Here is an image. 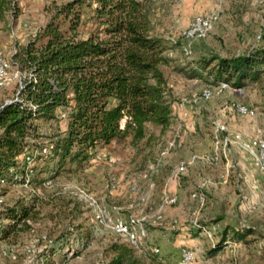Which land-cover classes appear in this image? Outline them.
I'll return each mask as SVG.
<instances>
[{
	"label": "rangeland",
	"instance_id": "obj_1",
	"mask_svg": "<svg viewBox=\"0 0 264 264\" xmlns=\"http://www.w3.org/2000/svg\"><path fill=\"white\" fill-rule=\"evenodd\" d=\"M65 1L22 0V12L14 21L10 17L0 21V64L5 66V75L0 77V103L14 94L23 76L12 63L13 54L46 23L53 3ZM140 1L151 8L154 32L172 46L166 51L171 61L163 68L175 98L176 123L163 131L147 123L146 138L137 146H131L127 139L97 146L82 169L73 167L56 174L54 161L47 159L36 161L35 174L30 177L36 153L23 156L25 181L0 183V210L33 203L30 227L0 240V264H105L111 257L108 246L123 237L115 228L98 225L95 208L80 198L82 192L104 207L116 224L122 221L136 231L143 225L146 234L148 228L157 230L159 238L153 241L157 246L150 245L159 249L158 258L164 264H174L182 246L195 252L193 264H264V163L256 161L252 148L256 139L264 140V79L241 88L217 86L188 78L181 69L200 57L239 55L264 46V0ZM199 23L206 28L189 36ZM206 92L211 93L209 98ZM247 105L253 115L239 112ZM64 112L58 109L57 121H38L40 140L63 129ZM200 156L208 164L197 163ZM155 158H162L163 175L177 163L193 158L192 168L186 169V164L180 167L181 173H186L175 184L179 196L170 193L163 175L151 179L153 186L142 179L153 167L154 177L159 163H154ZM137 192L146 194L139 196ZM202 192L204 195L196 200L194 195ZM164 194L177 198H165L160 212ZM76 198L82 203H78L79 219L66 215L73 206L69 202H77ZM200 222L209 227L201 229ZM82 223L84 229L89 227L87 233L78 228ZM226 224L235 228L256 226L262 235L248 238V244L228 243L209 257L208 251L220 241ZM194 228L202 233H195ZM45 239L57 246L65 241L66 245L61 252L51 254ZM3 249L9 257L3 256ZM135 253L142 264L157 263L144 258L149 250L142 248Z\"/></svg>",
	"mask_w": 264,
	"mask_h": 264
},
{
	"label": "trees",
	"instance_id": "obj_2",
	"mask_svg": "<svg viewBox=\"0 0 264 264\" xmlns=\"http://www.w3.org/2000/svg\"><path fill=\"white\" fill-rule=\"evenodd\" d=\"M21 2L0 0V21L8 17L14 21L22 12ZM171 47L154 32L151 8L140 0L53 3L46 23L12 57L23 76L14 94L0 103V183L24 182L22 159L30 153H36L30 177L36 161L47 159L54 161L58 174L73 167L82 169L97 146L126 139L137 146L146 138L147 123L162 131L175 124V98L163 68L171 61L166 55ZM191 64L181 68L188 78L241 88L264 79V46L239 55L200 57ZM59 108L65 110L63 129L40 140L38 121L59 120ZM159 171L154 180L162 174ZM69 203L73 206L66 215L79 219L78 203H82ZM33 207L25 202L2 208L0 240L29 229ZM200 225L203 230L209 227L205 222ZM78 226L84 233L89 231L83 223ZM258 234L262 232L256 226L226 224L220 241L207 254L216 256L228 243L248 244V238ZM120 236L123 240L108 246L111 257L105 264H142L135 249ZM52 243L47 246L51 254L66 245L65 241L58 246ZM147 247L150 251L154 246ZM143 256L164 264L151 251Z\"/></svg>",
	"mask_w": 264,
	"mask_h": 264
},
{
	"label": "bare ground",
	"instance_id": "obj_3",
	"mask_svg": "<svg viewBox=\"0 0 264 264\" xmlns=\"http://www.w3.org/2000/svg\"><path fill=\"white\" fill-rule=\"evenodd\" d=\"M205 28H206L205 24L199 23L195 27V29L189 33V36L196 35L197 33L202 32ZM186 52L189 53V49L186 50ZM4 75H5V66H4V64H0V77H2ZM210 96H211L210 92L205 93L206 98H209ZM240 106H241V104H240ZM239 112L243 113L244 109L240 108ZM250 114L253 115V113H251V107H250ZM252 148L257 153L255 155L256 161L259 163L262 160L264 163V140L263 139H256L253 142ZM159 170H160V162L157 164L156 169L153 171V175L155 176L158 172H160ZM88 195L89 194L82 192L80 194V198L85 200L86 203L87 202L90 203L95 208V211H96L95 213H97V223L99 226L107 228V229H109V228L114 229L115 228L120 235H122L126 238L146 237L147 234L145 232L143 225H139L138 230L136 231V228H134L133 226H129V224L127 225V224L123 223L122 221L120 224L119 223L116 224L113 216H109V214L107 212H105L104 207H101L100 205H98L96 203V201H93V199H92L93 197L91 198ZM125 230H128V234H126Z\"/></svg>",
	"mask_w": 264,
	"mask_h": 264
},
{
	"label": "crops",
	"instance_id": "obj_4",
	"mask_svg": "<svg viewBox=\"0 0 264 264\" xmlns=\"http://www.w3.org/2000/svg\"><path fill=\"white\" fill-rule=\"evenodd\" d=\"M179 118H180V116H179ZM181 119V118H180ZM170 127V126H169ZM177 135H178V137H179V133H177ZM262 137V136H261ZM225 143H227V142H225ZM172 146H171V143L169 144V148H171ZM161 152L162 151H160V154H161ZM196 156H198V155H196ZM200 158L201 159H199V160H197V163H199L200 162V164L201 163H205V164H208V162L205 160V157H201L200 156ZM156 159V158H155ZM155 159H154V161H155ZM191 159V160H190ZM190 159H188V160H186V162H179V163H174V164H172L171 165V167L173 166V165H175L172 169H171V171H170V169L166 172V174L165 175H163V174H160V175H163L164 176V180H165V182H167L168 184H169V186H170V190H172V191H170V193H176L177 194V196H179L178 194H179V189H177V187H175V184H176V182L177 181H179L178 179L176 180V179H173L172 180V178H175L176 177V175L178 174V175H180V174H183V173H181V171L180 170H182L180 167L183 165V164H186L187 166H189V167H187L186 166V169L188 168V170L190 169V168H192L193 167V165H195L193 162V158H190ZM158 160V162H160V163H162V158H158V159H156V161ZM190 160V161H189ZM165 163V162H164ZM191 163H193V164H191ZM189 164H191V165H189ZM170 165V164H169ZM179 165H181V166H179ZM154 168V167H153ZM152 168V169H153ZM152 169H151V171H152ZM151 171H149V173L147 172V173H144V175H142V179L143 180H147L148 182H151V179L153 178V176H151ZM170 171V172H169ZM175 171V172H174ZM180 171V172H179ZM162 173V172H161ZM226 177V176H225ZM150 179V180H149ZM151 184V186H153V184H152V182L150 183ZM137 187V186H136ZM165 188H167V187H164V192H165ZM169 188V187H168ZM133 189H135V187L133 186L132 187V190ZM193 192V191H192ZM146 194V192L143 194V193H140V194H138V192H137V195H139V196H143V195H145ZM201 195H204L203 194V192L202 193H197V194H195L194 195V198L196 199V200H200L199 198H200V196ZM177 196H173V195H168V194H164V199H163V205H161L159 208V211L161 212V210L163 209V206L165 205V198L167 199V198H173V197H175V198H177ZM145 199L146 198H142V201H145ZM136 200H138L139 201V198L137 197L136 198ZM169 204V203H168ZM139 205H144V203H140ZM130 207H133V206H130ZM167 207V206H166ZM173 210H175V209H173ZM173 210H171V211H173ZM170 211V210H169ZM132 217V216H131ZM133 218V217H132ZM131 218V219H132ZM135 220H141V219H135ZM128 222V221H127ZM207 229V228H206ZM215 230V229H214ZM147 239H146V241H145V244H146V247H147V245L149 244H151V245H154V246H157V244H153V241L155 240V238H159V236H158V231L157 230H154V229H152V230H150L149 228L147 229V237H146ZM149 249V248H148Z\"/></svg>",
	"mask_w": 264,
	"mask_h": 264
},
{
	"label": "built area",
	"instance_id": "obj_5",
	"mask_svg": "<svg viewBox=\"0 0 264 264\" xmlns=\"http://www.w3.org/2000/svg\"><path fill=\"white\" fill-rule=\"evenodd\" d=\"M210 88L211 87H208L207 89H210ZM243 109H244L245 113L250 114V107L248 105L243 106ZM64 115L65 114H63L62 116H64ZM177 179H178V174L176 175V180ZM109 216H111V215L109 214ZM125 232H126V234H128V230H125ZM124 239L136 251L141 250L142 248H144L145 250H149L148 247H146V245H145V241L147 238H124ZM207 239H212V238H207ZM45 240H47V239H45ZM52 244H53L52 241H49V240L46 241L47 246H51ZM150 251L152 253L159 254V249L157 247H151ZM26 253H30V251L26 250ZM64 253H65V251H64ZM2 254H3V256L9 257V253L5 249H3ZM195 261H196V255H195V252L192 250V248L187 247V246H182L180 248V251H179L178 260L174 264H193Z\"/></svg>",
	"mask_w": 264,
	"mask_h": 264
}]
</instances>
